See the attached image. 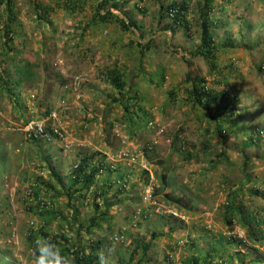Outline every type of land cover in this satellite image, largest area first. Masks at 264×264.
<instances>
[{
    "label": "rangeland",
    "instance_id": "1",
    "mask_svg": "<svg viewBox=\"0 0 264 264\" xmlns=\"http://www.w3.org/2000/svg\"><path fill=\"white\" fill-rule=\"evenodd\" d=\"M170 1L117 0L119 5L109 9L112 17L101 20L96 0H10L7 29V0H0V62L10 71L13 62L28 63L33 71L32 81L17 96L0 90V264H33L27 236L38 234L49 218L48 232L73 236L72 209L42 183L62 191L84 155H96L130 175L125 207L113 213L112 224L124 227V217L132 215L125 226L132 236L114 238V250L105 253L109 262L124 255L134 238L148 237L141 217L146 213L153 220L164 216L171 221L161 228L164 233L171 229V236L153 240L147 264H181L191 241L206 247L199 239L203 232L244 239L245 245L228 249L225 264H264V235L254 244L246 229L224 223L230 204H241L243 212L262 221L255 228L264 233V135L254 146H241L253 123L264 126V0L215 2L211 32L221 49L214 74L192 55L199 45L194 7L200 0L189 4L188 33L161 10ZM114 17L126 22L129 17L137 27L123 31ZM10 28L15 35L7 41ZM8 48L14 49L11 54ZM113 72L120 75V89L111 83ZM187 75L203 79L216 93L240 98L234 102L236 111L256 116L244 120V135L220 145L215 122L187 98L192 84ZM139 109L145 119L135 127L130 122L138 121L134 113ZM49 113L53 119L48 121ZM31 122L62 138L47 134L30 140L23 130ZM221 151L224 159L219 160ZM154 172H167L171 187L155 193ZM231 193L235 197L228 204ZM177 197H183L185 207L171 202ZM75 198L78 225L92 209ZM41 203L49 204L58 220L40 216L45 212L37 209ZM234 251L238 256L226 260ZM127 264H142L140 256Z\"/></svg>",
    "mask_w": 264,
    "mask_h": 264
},
{
    "label": "trees",
    "instance_id": "2",
    "mask_svg": "<svg viewBox=\"0 0 264 264\" xmlns=\"http://www.w3.org/2000/svg\"><path fill=\"white\" fill-rule=\"evenodd\" d=\"M97 2V15L101 20L104 18L112 17L110 13V7L118 6L117 0H96ZM215 2L217 0H200L195 4V11L197 18L195 16V22L199 25V45L192 51V55L200 57L207 65L208 71L211 74L218 72L217 69V56L221 48L215 42L212 35V28L215 26V20L213 21V12L215 11ZM10 0H7L5 4L6 13V25L10 22L11 7L9 6ZM190 1H170L165 7H161L163 12H166L168 17L175 21V26L182 28L188 33L190 27V22L187 20L186 16L189 12ZM101 11L103 14L101 15ZM161 15V14H160ZM115 23L123 31H133V27H137L136 24L128 17L127 22L123 18L114 17ZM8 29V27H7ZM14 29V28H13ZM5 31V36L11 34L12 36L7 41H12L15 35V29ZM174 32V28L165 27ZM14 49L8 48L7 53L11 54ZM6 54V53H5ZM3 62H0V90L6 91L8 94L16 95V91H24L25 85L30 83L33 78L32 66L28 63L20 65L19 63L13 62L12 70H8L9 66L3 68ZM111 83L120 89L122 84L120 82V75L116 73H111ZM186 80L192 82L190 88L186 91L187 98L191 104L195 107L201 108L206 114V118L209 122L214 123V134L220 139V145H223L228 137L232 136L237 138L241 133H244V127L246 123L244 120L255 119V114L251 113L248 115H243V113H238L234 102L239 101V97L233 95V97L225 96V94L216 93L214 90L205 86L203 79L192 80L188 75ZM17 96V95H16ZM126 112L129 113L127 107H125ZM140 113L135 112L134 115L137 118V122L131 120V124L137 127L142 123V119H145V112L139 109ZM263 124L257 123L250 126L251 131L245 134V141L241 143L243 148L251 147L255 145L256 138H263L264 126ZM135 129V128H134ZM48 135L53 136L52 132L46 130ZM55 138H58L54 135ZM30 140H35L32 137ZM175 143H173L174 145ZM147 149V148H145ZM181 151V150H180ZM146 153V151L144 152ZM185 155L191 156L190 153L186 152ZM96 155H84L78 161L77 166L74 168L71 176L69 177V185L62 188L60 192H54V188L50 187V184H43L45 189L52 191L56 198H62L65 201L67 207H70L73 211V220L70 222L69 232L73 233V236L64 234L62 230H58L57 233L51 234L47 231L52 218L42 222L38 234L31 232L27 236V243L32 250L34 242L45 237H50L57 247H59L63 254L68 256L70 264H97V254L107 251L114 250V238L117 240L118 237L129 234L125 229V226L132 222L134 218L132 215L125 216L123 219V226H116L113 223L115 220V215L113 214L118 209H123L125 207L126 195H129L130 191L127 192L126 188L129 184V174L126 172H120L113 169L110 164H107L105 160H99ZM216 157L224 159V151L216 154ZM246 162L244 161V164ZM158 165H161L159 162ZM50 166H48L49 168ZM52 169V168H51ZM128 172V171H127ZM53 177H55L59 183L60 177L51 172ZM143 176H145L148 181V174L143 171ZM154 179L157 181L159 189H156L155 193L161 192L165 189L171 187L170 175L167 172L163 173H153ZM146 181V182H147ZM40 182H38L39 184ZM136 187V186H135ZM251 192V190H250ZM137 194V193H136ZM77 198H81L82 202L85 201L87 206L91 207V216L80 221L78 225L74 223L75 218L79 215L77 203ZM169 198V196H167ZM235 193L228 195V204L233 201ZM183 197L170 198L177 207H185L186 204L182 202ZM236 201V200H235ZM49 204L41 203L37 206V209L41 211L40 216L49 215L53 217V220H58L55 217V213L52 212ZM243 206L241 204H230L227 208V214L224 217V223L226 226H232L233 224L239 225L241 228L246 229L247 238L249 241L258 243L259 240L263 239L264 233L261 229L255 228V224L262 223V221H257L256 218L251 214L250 211L243 212ZM231 209V210H230ZM40 213V212H39ZM116 212L115 214H117ZM143 221L146 223L144 228L146 233H149L148 237L141 235L136 237L131 241L129 247L125 248L124 255L117 254V260L109 262V264H127L132 263L136 254L140 256V262L142 264H147L149 261L148 254L150 253L153 245V240L161 237H170L171 229L169 232L164 233L163 225H168L170 222L166 217H157L156 220L147 217L146 213L141 215ZM257 224V225H258ZM141 226V223H137ZM76 227L74 230L73 228ZM199 239L204 241L206 247L199 246L195 241L189 244V248L192 249L189 254L182 260L181 264H225L222 259L226 254L228 255V249L231 247H237L239 245H245L244 239L234 238L232 236L225 237L220 235H209V232L201 233ZM238 256L234 251L232 254L227 256L228 261L232 260V257ZM227 261V263H228ZM243 261V260H241ZM223 262V263H222ZM245 263V262H244ZM246 264H255L254 262H248Z\"/></svg>",
    "mask_w": 264,
    "mask_h": 264
},
{
    "label": "clouds",
    "instance_id": "3",
    "mask_svg": "<svg viewBox=\"0 0 264 264\" xmlns=\"http://www.w3.org/2000/svg\"><path fill=\"white\" fill-rule=\"evenodd\" d=\"M43 131L44 135L48 134L45 131V127ZM50 131L52 132V129ZM28 138L31 139L32 136ZM38 138L41 137H36L35 139ZM31 255L33 264H70L68 256L63 254L62 250L57 247L50 237L35 241ZM97 264H109V258L103 252H100L97 254Z\"/></svg>",
    "mask_w": 264,
    "mask_h": 264
},
{
    "label": "built area",
    "instance_id": "4",
    "mask_svg": "<svg viewBox=\"0 0 264 264\" xmlns=\"http://www.w3.org/2000/svg\"><path fill=\"white\" fill-rule=\"evenodd\" d=\"M51 114L50 113L48 114L46 120L49 121V120L53 119ZM38 123L39 122H31L24 127L23 131L28 135V137L32 136V137L36 138V137H42L44 135V133H43L44 128H43V126H41ZM52 134L56 135L59 139L62 138V135L54 129H52Z\"/></svg>",
    "mask_w": 264,
    "mask_h": 264
}]
</instances>
